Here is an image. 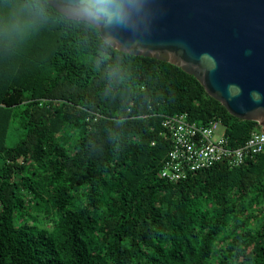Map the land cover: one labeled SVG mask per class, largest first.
Wrapping results in <instances>:
<instances>
[{"label": "trees", "instance_id": "1", "mask_svg": "<svg viewBox=\"0 0 264 264\" xmlns=\"http://www.w3.org/2000/svg\"><path fill=\"white\" fill-rule=\"evenodd\" d=\"M176 114L233 147L264 132L46 0H0V264H264V153L163 179Z\"/></svg>", "mask_w": 264, "mask_h": 264}, {"label": "water", "instance_id": "2", "mask_svg": "<svg viewBox=\"0 0 264 264\" xmlns=\"http://www.w3.org/2000/svg\"><path fill=\"white\" fill-rule=\"evenodd\" d=\"M46 2L119 52L180 68L231 116L264 129V0H113L111 20L84 15L80 0Z\"/></svg>", "mask_w": 264, "mask_h": 264}, {"label": "built area", "instance_id": "3", "mask_svg": "<svg viewBox=\"0 0 264 264\" xmlns=\"http://www.w3.org/2000/svg\"><path fill=\"white\" fill-rule=\"evenodd\" d=\"M161 126L170 139V148L160 177L168 181L183 180L217 165L238 167L247 158L264 153V132H254L243 145L233 147L223 136L219 119L198 124L188 121L186 114H176L165 116Z\"/></svg>", "mask_w": 264, "mask_h": 264}, {"label": "clouds", "instance_id": "4", "mask_svg": "<svg viewBox=\"0 0 264 264\" xmlns=\"http://www.w3.org/2000/svg\"><path fill=\"white\" fill-rule=\"evenodd\" d=\"M81 12L92 19L111 20L116 15L113 0H80Z\"/></svg>", "mask_w": 264, "mask_h": 264}, {"label": "rangeland", "instance_id": "5", "mask_svg": "<svg viewBox=\"0 0 264 264\" xmlns=\"http://www.w3.org/2000/svg\"><path fill=\"white\" fill-rule=\"evenodd\" d=\"M20 137H22V131L19 129L18 123L16 122L9 131L7 145L10 147L14 146L19 141Z\"/></svg>", "mask_w": 264, "mask_h": 264}]
</instances>
